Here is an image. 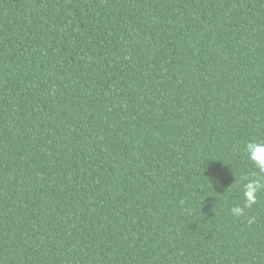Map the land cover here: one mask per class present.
I'll return each mask as SVG.
<instances>
[{
	"label": "trees",
	"instance_id": "16d2710c",
	"mask_svg": "<svg viewBox=\"0 0 264 264\" xmlns=\"http://www.w3.org/2000/svg\"><path fill=\"white\" fill-rule=\"evenodd\" d=\"M264 0H0V264H264Z\"/></svg>",
	"mask_w": 264,
	"mask_h": 264
},
{
	"label": "clouds",
	"instance_id": "9594fccd",
	"mask_svg": "<svg viewBox=\"0 0 264 264\" xmlns=\"http://www.w3.org/2000/svg\"><path fill=\"white\" fill-rule=\"evenodd\" d=\"M245 150L249 159L254 165L264 172V141H250L246 144ZM264 190V182L261 179H249L244 184V205L236 206L231 209L233 215L240 217L245 213V208H251L258 201L259 193Z\"/></svg>",
	"mask_w": 264,
	"mask_h": 264
}]
</instances>
